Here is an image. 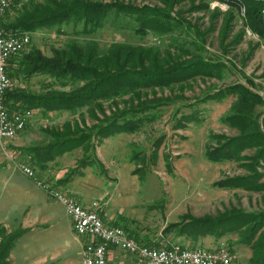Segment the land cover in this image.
<instances>
[{"label": "trees", "instance_id": "16d2710c", "mask_svg": "<svg viewBox=\"0 0 264 264\" xmlns=\"http://www.w3.org/2000/svg\"><path fill=\"white\" fill-rule=\"evenodd\" d=\"M180 1L148 0L149 3L140 5L136 0H16L10 4L1 19L7 33L31 35L42 29L52 31L55 38L47 51L41 48V43L31 44L27 50L8 60L7 74L12 87L4 94L5 107L11 113L30 110L29 117L38 115L48 118L53 112L80 117L79 120L73 118L76 122H64L61 128H43L46 136L43 143L38 141V144L20 148L23 156H30L34 168L45 170L60 166V158L73 152L79 153L73 157H80L78 162L82 166L94 164L98 161L96 147L101 141L128 132L135 127L132 121L142 122V118L148 119L153 115V118L159 117L161 111L155 112L159 108L174 107L178 103L175 98L167 96L149 98L148 91L156 86L197 78L228 77V69L221 60H208L212 55L207 40L211 31L219 25L217 18L221 14L224 13L226 19L224 17L220 25L222 36H218H227L232 29V21L238 16L242 21L241 28H248L264 41V18L261 13L264 0H221L228 4L224 12L202 0L197 9L210 14V26L204 29L198 20L188 21L175 10ZM241 7L244 8V16L240 14ZM107 25L119 39L102 43L98 41L101 36L95 35L104 31ZM68 26H72V30L67 31ZM67 33L76 36L70 37ZM63 34L68 38L62 44L57 43V36ZM126 35L140 41H145L148 35L156 37L161 43L168 41L166 46L159 44L161 50L147 43L124 39ZM88 36L91 37L86 38ZM227 43L225 48L230 45ZM173 51L182 53V56H173ZM246 81V84L226 83L223 88L215 89L214 94L215 90L209 87L203 96L204 100L212 99L219 92L223 98L231 97L234 100L232 108L237 110L233 113L236 122H243L241 136L250 131L256 138L259 136L264 96L252 89V79L246 78ZM120 97L127 99L122 100L124 107L118 110L114 106ZM104 103H109V113L105 111ZM85 114L95 123L81 126V122L86 124L83 120ZM143 114L146 116L142 117ZM257 144L260 145L255 140L252 146ZM218 150L220 147L209 151L213 161L217 159L215 151ZM219 154L220 158L231 161L229 154ZM256 158L251 161L250 175L232 177L229 182L224 180L220 182L224 184L221 187L263 192L264 181L256 184L254 179L258 172L253 165L260 157ZM70 176L61 177L55 185L63 188L72 179ZM56 186L47 188L63 191ZM163 232L166 238H184L183 248L205 247L201 242L209 237L216 244L208 248H217L223 243L232 253L236 249L234 246H246L251 254L245 264H264V208L244 209L230 205L215 214L196 216L185 212L179 220L166 223ZM18 237V233L2 229L0 264H7L8 255Z\"/></svg>", "mask_w": 264, "mask_h": 264}, {"label": "rangeland", "instance_id": "374dc122", "mask_svg": "<svg viewBox=\"0 0 264 264\" xmlns=\"http://www.w3.org/2000/svg\"><path fill=\"white\" fill-rule=\"evenodd\" d=\"M136 1L140 5L149 3L148 0ZM207 1L211 7L223 12L226 10L214 0ZM201 4L202 0H181L174 8L188 21L198 20L204 29L210 26V14L197 9ZM224 17V13L218 16L219 25L208 37V49L212 55L208 60H221L228 69V77L197 78L156 86L148 91L149 98L167 96L175 98L178 103L174 107L168 105L159 108V111H155H161L159 117L153 118V115L148 119L142 118V122L132 121L135 127L128 132L101 141L96 147L98 161L94 164L82 166L78 162L80 157H73L79 153L73 152L60 158L61 165L57 169L38 171H52V174L59 171L61 177L71 175L70 183L65 186L76 191L81 202L76 198L74 200L80 204L94 200L103 220L111 223L116 220L122 229L135 230L142 241L145 236L156 242L164 241L165 224L179 220L185 212L196 216L215 214L230 205L244 209L264 208V190L223 188L221 185L224 184L220 183L224 180L229 182L228 179L232 177L250 175L251 161L254 162L257 156L260 158L253 166L258 174L254 179L256 184L264 181V105L259 118V136L255 138L250 131L241 136L243 122H236L234 112L237 110L232 108L234 100L231 97L223 98L219 92L212 99L204 100L203 96L209 87L215 90L223 88L226 83L246 84V78L254 83L253 88L251 85L249 87L264 96V41L248 28H241L242 21L238 16L232 21V29L227 36L220 37ZM66 28L67 31L72 30V26ZM110 30V25H107L104 31H98L95 35L101 36L98 41L107 43L119 39ZM51 32L40 29V32L29 33L30 43L25 50L31 44L41 43V48L47 51L55 38ZM67 34L76 36L72 35L74 33ZM67 38L63 34L57 36L56 41L62 44ZM135 38L126 35L124 39L156 47L159 44L166 46L168 41L164 39V43H161L151 35L146 36L145 41ZM226 43L230 45L225 48ZM172 53L175 57L182 56L177 51ZM125 99L127 97L118 98L114 107L122 109V100ZM103 105L109 113V103ZM73 118L79 120L80 117L53 112L48 118L33 115L27 119L26 125L30 127L32 124L30 130L33 138H43L46 137L43 128H61L64 122L74 121ZM83 120L86 124L81 122L82 119L78 121L81 126L95 123L88 114ZM255 140L260 145L253 147ZM218 147L220 150L215 151L217 159L213 161L209 151ZM10 153L7 146H0V233L5 228L19 234L8 255L7 264H82L80 252L86 240L75 232L65 206L45 188L38 186L35 183L37 180L34 182L16 168L10 160V157L14 158ZM218 154H229L231 161L220 158ZM14 155L18 159L23 156L17 150H14ZM215 244L210 237L201 242L206 248ZM234 247L232 264H245L251 250L246 246Z\"/></svg>", "mask_w": 264, "mask_h": 264}, {"label": "built area", "instance_id": "2783aa9c", "mask_svg": "<svg viewBox=\"0 0 264 264\" xmlns=\"http://www.w3.org/2000/svg\"><path fill=\"white\" fill-rule=\"evenodd\" d=\"M15 1L0 0V19ZM227 8L223 6V9ZM29 43V34L7 33L0 21V141L11 139L12 135L21 132L31 114L27 109L11 113L3 102L4 94L12 87L7 74L8 60L14 50H21V47H27ZM17 166L26 176L34 178V171L29 166L24 163H18ZM36 183L65 206L75 232L86 239L81 252L82 264H108L109 247L131 255V264H232L231 253L223 244H219L217 248L145 245L133 239L121 227L106 224L95 208L94 201L90 206H84L64 192L48 189L41 181Z\"/></svg>", "mask_w": 264, "mask_h": 264}, {"label": "crops", "instance_id": "0c3cea01", "mask_svg": "<svg viewBox=\"0 0 264 264\" xmlns=\"http://www.w3.org/2000/svg\"><path fill=\"white\" fill-rule=\"evenodd\" d=\"M8 65V64H7ZM9 66V65H8ZM9 71H11V69H9ZM32 125V124H31ZM31 125H30V127H31ZM29 127V126H28ZM28 127H26V129H24L21 133H19L16 137H14V138H12V139H8V141L7 140H2V141H0V146H2V145H5V146H7V149H9V151L11 152L10 153V156H13L14 158H11L10 157V160L13 162V164H14V166L16 167V168H18V166H17V164L18 163H24V164H26L27 166H29L32 170H33V165L31 164V162H30V156H22V159H18L15 155H14V150H17L18 152H21V149L20 148H24V147H26V146H31V145H35V144H38L37 142L38 141H43V138H33L32 137V133H31V130H30V127L28 128ZM10 140V141H9ZM5 141V142H4ZM4 142V143H3ZM3 148V147H2ZM19 149V150H18ZM17 159V160H16ZM60 163V162H59ZM49 167V166H48ZM57 167H59V165L58 166H54L53 167V170H55V169H57ZM19 169V168H18ZM34 169H36V171L38 172V174L36 173V171H34V178H31V179H33V181L35 180H37V181H41V182H49V183H45L46 184V186H51V187H53V186H56L55 185V182L58 180V179H60L61 178V174H60V172L59 171H57V172H54L53 174H52V171H50V172H44V171H38L39 169H37V168H34ZM49 168H47V170H48ZM50 175V176H49ZM49 176V177H48ZM34 181V182H35ZM36 183V182H35ZM70 183V182H69ZM68 183V184H69ZM37 184V183H36ZM68 186V185H67ZM67 186H65V187H58V186H56V187H58V188H60V189H63V191L66 193V194H68V195H70L71 197H73V198H76V199H78L80 202H81V200L77 197V195L75 194V193H77L76 191H73V190H71V188H69V187H67ZM69 192V193H68ZM80 194V193H79ZM94 201V200H93ZM93 201H91L90 203H87V204H85V203H82L84 206H90L91 204H92V202ZM63 205V204H62ZM64 206V205H63ZM100 207H98V209H99ZM98 212H99V215H102V213L99 211V210H97ZM108 223H111V222H108ZM112 223H116V224H118L117 223V221L116 220H114ZM125 229V231L128 233V235L129 236H131L133 239H135V240H138L137 238H139V235H136V231L134 230V231H128L126 228H124ZM132 233V234H131ZM134 234V235H133ZM137 237V238H136ZM164 238V237H163ZM140 239V238H139ZM144 239L145 240H150V238L149 237H147L146 238V236L144 237ZM165 240L164 241H161L160 240V242H156L155 240H150V241H148V242H145V240L144 241H142L143 242V244H145V245H147V243H149V245L150 246H161V245H168V246H177V247H182L181 246V244H184V238H182V237H176V238H164ZM84 240H86L85 238H84ZM141 242V243H142ZM171 244V245H170ZM148 245V246H149ZM81 253V252H80ZM132 256L131 255H129V254H127V253H124V252H122L121 250H118V249H116V248H114V247H109L108 249H107V261H108V264H131V262H132Z\"/></svg>", "mask_w": 264, "mask_h": 264}, {"label": "bare ground", "instance_id": "6f19581e", "mask_svg": "<svg viewBox=\"0 0 264 264\" xmlns=\"http://www.w3.org/2000/svg\"><path fill=\"white\" fill-rule=\"evenodd\" d=\"M214 2H215L216 4L221 5L222 7H223V6H224V7H228V4L224 3V1L222 2L221 0H214ZM261 13H262V15H263V17H264V6H263V8L261 9ZM240 14H241V16H242V15L244 16V8H243V7H241ZM19 34H20V33H19ZM23 34H28V33H23ZM25 49H26V47H21V50H14V52L12 53V56H14V55H18L20 52H22V51L25 50ZM14 136H16V135H12L11 138H13ZM221 244H223V243H221ZM223 245H224V244H223ZM200 264H207V263H200Z\"/></svg>", "mask_w": 264, "mask_h": 264}]
</instances>
